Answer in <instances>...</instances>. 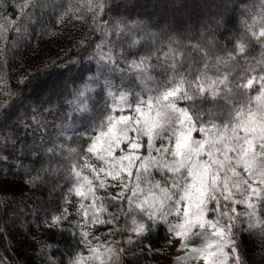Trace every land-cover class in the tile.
<instances>
[{"label":"snow or ice","instance_id":"snow-or-ice-1","mask_svg":"<svg viewBox=\"0 0 264 264\" xmlns=\"http://www.w3.org/2000/svg\"><path fill=\"white\" fill-rule=\"evenodd\" d=\"M36 6L37 0H23L15 5V19L0 15V60L9 45L27 34ZM199 6L227 7L215 0ZM120 7L113 0H74L58 18L62 23L69 15L77 21L90 16L100 40L88 59L120 73L122 82L134 79L140 85L137 91L106 80L110 102L80 133L86 146L48 149L66 153L65 164L43 171L65 174L70 181L65 204L77 198L76 215L81 217L74 225L80 250L67 264H122L128 249L117 247L119 241L101 242L87 230L90 225L113 226L102 235L129 233V246L166 225L169 243L178 240L177 251L185 252L175 257L177 264H247L240 237L264 239V0L241 8L242 30L231 48L219 45L206 26L200 39L170 37L144 55L129 50L174 30L179 21L112 17ZM187 7L180 3L178 11ZM211 22L220 25L223 19ZM10 33L15 34L12 40ZM253 45L259 46V57H250ZM157 69L162 79L153 74ZM91 92L86 84L75 93L68 101L73 112L90 111ZM10 95L0 88V96ZM8 107V99H0V111ZM9 141L17 143L0 137V145ZM7 160L0 154V162ZM42 179L37 175L30 183L35 187ZM112 205L120 206L119 214L108 211ZM70 215L64 207L44 225L61 229ZM121 216L122 229L115 227Z\"/></svg>","mask_w":264,"mask_h":264},{"label":"trees","instance_id":"trees-1","mask_svg":"<svg viewBox=\"0 0 264 264\" xmlns=\"http://www.w3.org/2000/svg\"><path fill=\"white\" fill-rule=\"evenodd\" d=\"M22 2L0 0V15L15 19L19 15L15 5ZM69 2L74 3V0H37L27 34L17 40L15 46L9 45L0 60V88L11 94L9 97L0 96V99L9 101L8 109L0 111V137H11L17 142L15 146L10 141L0 145V154L8 157L6 162H0V264H50L51 261L67 264L68 257L80 250L79 236L75 234L79 230L74 227L81 220L76 215L77 198L71 197V203L65 204L70 181L63 172L52 175L43 171L65 164L66 153L61 154L57 148L53 154L48 149L60 144L78 148L86 146L87 141L80 133L89 126L94 114L110 102L106 80L137 91L140 88L134 79L122 82L120 73L98 65L95 59H88L100 36L92 30L90 16L77 21L69 15L64 22H58ZM255 2L215 0V3L227 7L209 9L199 6L203 0H113L121 7L110 15L151 22L162 21L165 17L179 21L174 30L148 37L142 46L129 50L136 55H144L154 47L166 44L170 37L183 42L200 39V33L207 31L206 26L213 29L219 45L231 48L234 36L242 30L241 8ZM180 3L188 7L178 11ZM235 5L239 7L234 10ZM213 17L222 18L223 23L213 24ZM104 18L108 19L109 14ZM149 31L160 30L151 28ZM14 36L10 33L9 40ZM259 53V46L253 45L250 57H259ZM128 58L134 57L129 55ZM153 74L163 78L160 69ZM93 80L96 82L91 83ZM86 84L92 88L88 102L90 111L73 112L68 101L73 100L75 93ZM37 175L43 179L33 187L30 181ZM64 207L71 213L69 220L61 229H47L45 220L60 214ZM119 207L109 206L108 211L119 214ZM115 226L122 229L125 218L121 216ZM103 227L113 226L90 225L87 230L94 236L103 237L106 232L102 231ZM166 227L160 225L151 234H146L147 238H141L140 243L128 245L122 262L135 264L147 259L156 260V249L167 248L169 244ZM123 233L126 234L124 231L115 232L116 235ZM240 239L247 264H264V239L248 235Z\"/></svg>","mask_w":264,"mask_h":264},{"label":"rangeland","instance_id":"rangeland-1","mask_svg":"<svg viewBox=\"0 0 264 264\" xmlns=\"http://www.w3.org/2000/svg\"><path fill=\"white\" fill-rule=\"evenodd\" d=\"M246 7V6H245ZM159 178V177H157ZM238 208H241L242 210V206H238ZM126 226V224H125ZM124 226V227H125ZM116 227V226H115ZM123 227V228H124ZM105 233L108 232L109 228H105L104 227L102 228V231H105ZM129 233L126 232V234H112V235H105L103 237H100L101 239V242L103 241H109V242H116V241H119V244H117L116 246L117 247H124L127 249L128 245L125 243V240L127 238ZM95 243V242H94ZM195 244H198L199 241H194ZM178 245H179V241L178 240H173L172 243L168 244L167 245V248H157V252H158V255H157V259L156 260H150V259H147V260H144V261H137L134 262L135 264H177V261L175 259V257L177 256H183L185 254L184 251H177L178 249ZM136 254V250L134 252V255ZM132 260V258H131ZM134 261V260H132ZM122 264H126L124 262H122ZM132 264V263H130ZM187 264H197V262L195 260H190L187 262ZM200 264H202V262H200Z\"/></svg>","mask_w":264,"mask_h":264}]
</instances>
